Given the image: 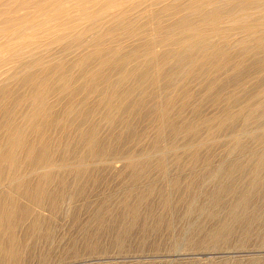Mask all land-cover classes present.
<instances>
[{
    "label": "bare ground",
    "instance_id": "obj_1",
    "mask_svg": "<svg viewBox=\"0 0 264 264\" xmlns=\"http://www.w3.org/2000/svg\"><path fill=\"white\" fill-rule=\"evenodd\" d=\"M135 240L264 264V0H0V264Z\"/></svg>",
    "mask_w": 264,
    "mask_h": 264
},
{
    "label": "rangeland",
    "instance_id": "obj_2",
    "mask_svg": "<svg viewBox=\"0 0 264 264\" xmlns=\"http://www.w3.org/2000/svg\"><path fill=\"white\" fill-rule=\"evenodd\" d=\"M119 164H116V166H118ZM66 226L63 227V231L61 232V235L63 236L64 238V241H66L68 239L69 241V238H71L72 236H75L77 234V228L75 225H73L70 222H67V224H65ZM76 233V234H75ZM71 236V237H70ZM152 238L150 239L151 242H155V239H154V235L151 236ZM133 244L132 248H129L128 250L129 251H134V252H143V254L147 257H150V258H147V259H133V260H106V261H103L102 263L104 264H118V263H123L122 261H124L123 264H167V262H164L163 263L161 262L162 260L161 259H155V256H148L147 255V252H148V248H144L140 246V243H138V241H133ZM110 254V253H109ZM259 254V255H258ZM264 256V252H257V253H251V255H246V256H242V257H250V256ZM134 262V263H133Z\"/></svg>",
    "mask_w": 264,
    "mask_h": 264
}]
</instances>
